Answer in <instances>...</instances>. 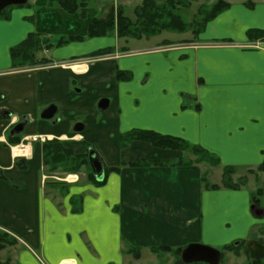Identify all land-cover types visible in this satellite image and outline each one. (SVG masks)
<instances>
[{
    "label": "crops",
    "instance_id": "1",
    "mask_svg": "<svg viewBox=\"0 0 264 264\" xmlns=\"http://www.w3.org/2000/svg\"><path fill=\"white\" fill-rule=\"evenodd\" d=\"M30 2L0 19V230L17 240L2 251L3 261L177 264L174 251L192 244L219 250L250 241L264 245V172L239 190H207L201 182L203 174L219 170L221 180L213 184L221 185L223 167L264 164V41L251 47L256 41L248 36L264 30V0L228 1L230 8L208 23L198 43L125 51L114 42V54L89 58L109 47L88 50L73 42L51 50L50 66L14 69L10 50L29 34L86 36L93 19L81 25L84 11L68 14L50 0ZM39 7L50 24L44 26ZM34 17L35 29L29 24ZM117 71L132 79L118 82ZM99 98L108 99L107 109L97 108ZM51 105L58 108L55 119L42 120ZM10 114L28 123L22 135H11ZM135 130L201 146L221 165L178 167L171 163L184 153L144 142L122 147L121 136ZM15 137L27 145L26 157H13ZM53 142L76 154L93 149L104 167L122 169L101 185L56 184L43 156L44 144ZM136 161L146 165L129 166ZM259 187L261 206L255 208L251 196ZM75 198L81 199L78 213ZM161 248L172 252L153 251ZM129 249H138L140 258ZM240 251L239 257L229 253L241 260L246 253Z\"/></svg>",
    "mask_w": 264,
    "mask_h": 264
},
{
    "label": "trees",
    "instance_id": "2",
    "mask_svg": "<svg viewBox=\"0 0 264 264\" xmlns=\"http://www.w3.org/2000/svg\"><path fill=\"white\" fill-rule=\"evenodd\" d=\"M53 5H57L62 8L68 14H75L80 10H85L89 6L91 0H50ZM198 0H164L159 3L158 0H143L141 6L134 10L135 19L128 17L125 14L123 7L116 9L112 8L106 17L93 18L88 27V38H101L109 35H116L118 38H130V39H143L151 38L162 34L163 32H186L188 29H193L194 35H198L201 31H204L206 25L215 19L222 12L230 8V4L226 1L219 0L209 9H201L198 13L201 16L200 22L193 21L191 24H187L183 21L181 16V10H186L191 6L193 2ZM252 6V3H247ZM14 7H9L0 12V19L7 20L10 17V11ZM85 16V13H82ZM249 39L252 41L263 40L264 30L252 29L248 32ZM84 37L81 36H68L62 37L57 43H53L50 37L37 33H31L29 36L19 45L11 48L10 54L13 62L14 69H35L38 67L50 66L53 61L41 57V53L44 51H51L54 47H61L73 42H81ZM113 48H106L96 51L89 55V58L104 57L112 54ZM117 81L127 82L132 79V74L127 71H117ZM13 145L20 143V138L15 137ZM133 142H144L152 145L153 147L165 150H173L184 153L185 155L172 162L173 166H192L195 163L203 164L208 163L211 166H220V160L204 148L198 145H192L187 141L167 135H161L153 131L135 130L122 135L120 143L122 147H128ZM44 153V165L48 173H55L61 171L67 174H78L82 169L88 171L90 181L96 185L103 184L107 177L114 172H120L122 167L119 168H107L105 167V179L103 182L97 181L95 178L88 152L85 154H76L72 149L65 147L62 142L45 143L43 146ZM186 155L194 157L195 159L187 158ZM146 165L142 161H136L129 166H143ZM238 168L227 166L223 167L221 185H213L208 181V173H205L201 177L203 187L207 190H216L220 188L229 190H239L246 186V181L239 179L236 183L233 181V176L238 172ZM257 171L264 172V164L257 168ZM262 188L259 187L251 196L252 204L255 208L261 206ZM73 212L78 213L81 210V199L75 198L72 200ZM17 244L9 234L0 230V252L6 248L13 247ZM246 242L240 243V245H229L221 250L223 256L224 252H231L235 255L241 254V249L244 248L246 255H249V251L246 248ZM155 252H172L170 248L154 249ZM128 252L132 254L136 259L140 258V251L138 249H129ZM183 249L174 251L177 256V264H184L181 255ZM224 258V257H223ZM0 264H9L8 260L5 262L0 261ZM250 264H264V255L256 260L250 259Z\"/></svg>",
    "mask_w": 264,
    "mask_h": 264
},
{
    "label": "rangeland",
    "instance_id": "3",
    "mask_svg": "<svg viewBox=\"0 0 264 264\" xmlns=\"http://www.w3.org/2000/svg\"><path fill=\"white\" fill-rule=\"evenodd\" d=\"M30 3H33L34 0H30ZM164 0H158L159 3H162ZM219 0H198L196 2H193L191 4V6L189 8H187L186 10H181V16L182 19L185 23H187L188 25L193 23V21H195L197 19V21L200 22L201 16H199V12H200V8L203 9H209L211 8L212 5H214L216 2H218ZM223 1H231V2H242V1H250V0H223ZM252 2H259L260 0H251ZM143 3V0H91L89 2V6L87 7V9L85 10H80V11H84L85 16H83L84 18L81 19L82 22H80V24L82 25L84 23L85 19H92L95 17H99V18H103L106 17L109 12L111 11L112 8L116 9L118 7H123L125 10V14L132 18L133 20L135 19L134 16V10L141 6ZM33 5V4H32ZM21 7V6H18ZM15 8V7H14ZM13 9V8H12ZM33 11H37V8L35 6H32ZM39 10H41V19L42 22L44 24V26H46V24H50L51 21L49 20V22H45V12H44V8L39 7ZM71 22V26H76V18H70ZM45 22V23H44ZM59 21H57L58 23ZM29 24L35 29L37 27V17H34L32 20H30ZM208 25V24H207ZM206 25V26H207ZM206 28V27H205ZM205 30V29H204ZM204 31H201L198 35H194L193 33V29H188L186 32L183 33H179V32H163L160 35L151 37V38H143V39H130V38H118L116 35H109V36H105V37H101V38H88L87 35H83V33L79 34V36L84 37V40L75 44V45H79L80 48L82 49H88L90 50L91 48L95 49V48H104V47H109V48H113V53L114 54L116 52V48L115 47H111L113 46L114 42H117L119 46L122 47V50H142L145 48H155V50H158V48H163V46H176L178 44H182V43H189L190 41H194V43H198V38L201 37L200 34H203ZM62 37H68L65 34H60V35H56L54 37H50L51 41L53 43H57L58 40ZM102 42V43H101ZM259 43L256 41L254 42V44L251 45V47L254 46H258ZM67 47L70 46H61V47H54L52 51L54 50H64ZM106 49V48H105ZM49 51L48 53L46 51H44L43 53H41V57L44 58H48L50 60H53L51 58V52ZM61 62V61H60ZM30 70V69H28ZM78 89H76L77 91ZM78 92V91H77ZM99 93V92H98ZM98 93L96 95V97L98 96ZM84 100H88L87 97L83 96ZM77 98H80V96H77ZM91 99V98H90ZM103 99H107V98H99L96 101V106L97 108H99L98 104L101 100ZM108 100V99H107ZM46 108V107H45ZM44 108V109H45ZM43 109V110H44ZM99 114H104L105 112H101L99 111ZM101 114V115H102ZM92 148V147H91ZM90 150V149H89ZM187 158L190 159H195L194 157L189 155H186ZM203 165H205L209 170L211 168H216L219 166H211V164L208 163H203ZM242 170H238L237 173H240L241 177L240 178H236L234 175L233 176V181L234 183H236L237 181H239V179L241 180H245L246 181V185L248 183V179L249 177L252 179L254 177H257L259 173H262L257 171V169L255 170H250V169H244L242 172ZM52 176L50 177H55L52 178L50 181H54L56 184H65V183H78V182H83L84 183H88L91 182L89 175H88V171L86 169H82L80 171V173L78 174H71L69 176H67V174L65 175L64 172L61 171H57L55 173H51ZM208 175V181L213 184V182H220L221 180V172L219 170H213V172L211 174H207ZM75 176V179H72L71 177ZM71 178V179H70ZM215 185V184H213ZM12 237V236H11ZM14 240H16L14 237H12ZM17 241V240H16ZM16 246V245H15ZM241 255V254H240ZM239 255V256H240ZM5 256V253L0 252V261H3ZM238 256V255H236ZM238 256V257H239ZM223 263L222 264H250V257L249 255L244 256L243 258H241V260H239L238 258H236L233 254L229 253V252H224V256H223ZM9 264H12L10 262V260H8Z\"/></svg>",
    "mask_w": 264,
    "mask_h": 264
},
{
    "label": "water",
    "instance_id": "4",
    "mask_svg": "<svg viewBox=\"0 0 264 264\" xmlns=\"http://www.w3.org/2000/svg\"><path fill=\"white\" fill-rule=\"evenodd\" d=\"M29 2V0H0V12L4 11L5 9L13 6H24ZM99 109L105 110L109 106V101L107 99H103L99 103ZM58 112V108L56 105H51L46 108L41 113V119L45 121L54 120L55 116ZM27 122L19 124L15 129H13L11 135L12 136H20L23 134ZM83 125L78 124L76 127V131L81 132L83 130ZM88 157L90 161V165L93 171V174L97 181H104L105 179V167L103 161L97 154V152L93 149H90L88 152ZM258 214H261V210H256ZM247 249L250 253V257L253 260L259 259L264 255V245L255 241H250L247 243ZM181 259L184 264H222L223 255L219 249L192 244L186 247L181 255Z\"/></svg>",
    "mask_w": 264,
    "mask_h": 264
},
{
    "label": "built area",
    "instance_id": "5",
    "mask_svg": "<svg viewBox=\"0 0 264 264\" xmlns=\"http://www.w3.org/2000/svg\"><path fill=\"white\" fill-rule=\"evenodd\" d=\"M16 121H17V119H13L12 120V124H14ZM11 149H12L13 157H19V156H22V155H27L26 147L23 144L20 145V146L11 147Z\"/></svg>",
    "mask_w": 264,
    "mask_h": 264
},
{
    "label": "flooded vegetation",
    "instance_id": "6",
    "mask_svg": "<svg viewBox=\"0 0 264 264\" xmlns=\"http://www.w3.org/2000/svg\"><path fill=\"white\" fill-rule=\"evenodd\" d=\"M20 123H24V122H20Z\"/></svg>",
    "mask_w": 264,
    "mask_h": 264
}]
</instances>
